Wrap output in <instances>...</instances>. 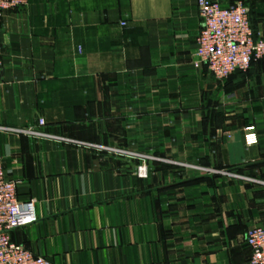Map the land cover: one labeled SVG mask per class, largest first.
<instances>
[{"label": "crops", "instance_id": "crops-1", "mask_svg": "<svg viewBox=\"0 0 264 264\" xmlns=\"http://www.w3.org/2000/svg\"><path fill=\"white\" fill-rule=\"evenodd\" d=\"M218 1L252 9L264 36V0ZM196 2L28 0L3 14L0 128L57 138L0 130L6 177L36 215L14 243L53 264H249L264 58L224 82L195 67ZM138 156L153 158L144 179Z\"/></svg>", "mask_w": 264, "mask_h": 264}, {"label": "built area", "instance_id": "built-area-1", "mask_svg": "<svg viewBox=\"0 0 264 264\" xmlns=\"http://www.w3.org/2000/svg\"><path fill=\"white\" fill-rule=\"evenodd\" d=\"M28 0H0V18L5 12L27 6ZM197 12L202 27L196 38L194 54L195 67L205 66L218 81H227L233 74H246L252 64L264 58V36H256L249 20V8L242 4L223 7L218 0H197ZM124 27L126 24H120ZM3 67L2 47L0 46V71ZM39 120V126H44ZM2 132L29 134L36 138L57 139L40 132H28L10 128H0ZM246 146L257 144L256 129L249 126L244 129ZM89 146V145H88ZM98 150L123 153L120 150L89 146ZM141 165L137 176L147 177L149 156H138ZM18 181L6 177L3 158L0 155V264H53L34 255L23 245L11 239V232L26 227L36 221L34 203L23 201L17 194ZM245 245L250 251L249 264H264V226L247 230Z\"/></svg>", "mask_w": 264, "mask_h": 264}, {"label": "water", "instance_id": "water-1", "mask_svg": "<svg viewBox=\"0 0 264 264\" xmlns=\"http://www.w3.org/2000/svg\"><path fill=\"white\" fill-rule=\"evenodd\" d=\"M252 15H253V11L252 9H249V20L251 25H252ZM236 74H239V72H236Z\"/></svg>", "mask_w": 264, "mask_h": 264}, {"label": "rangeland", "instance_id": "rangeland-1", "mask_svg": "<svg viewBox=\"0 0 264 264\" xmlns=\"http://www.w3.org/2000/svg\"><path fill=\"white\" fill-rule=\"evenodd\" d=\"M117 150V149H116ZM149 161H151V160H147L146 161V166H147V169L149 170ZM239 178H241V177H239ZM242 179H247V178H242Z\"/></svg>", "mask_w": 264, "mask_h": 264}]
</instances>
